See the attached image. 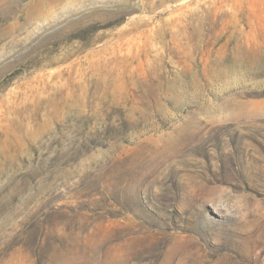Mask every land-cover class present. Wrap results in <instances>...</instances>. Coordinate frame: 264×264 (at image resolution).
<instances>
[{
  "label": "rangeland",
  "instance_id": "374dc122",
  "mask_svg": "<svg viewBox=\"0 0 264 264\" xmlns=\"http://www.w3.org/2000/svg\"><path fill=\"white\" fill-rule=\"evenodd\" d=\"M0 264H264V0H0Z\"/></svg>",
  "mask_w": 264,
  "mask_h": 264
}]
</instances>
